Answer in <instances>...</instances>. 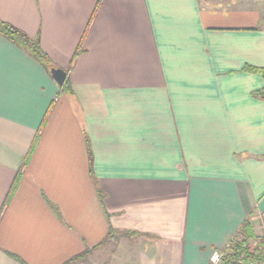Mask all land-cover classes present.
I'll list each match as a JSON object with an SVG mask.
<instances>
[{"label": "crops", "instance_id": "crops-1", "mask_svg": "<svg viewBox=\"0 0 264 264\" xmlns=\"http://www.w3.org/2000/svg\"><path fill=\"white\" fill-rule=\"evenodd\" d=\"M0 21L68 82L0 34V264H211L264 226V0H0Z\"/></svg>", "mask_w": 264, "mask_h": 264}, {"label": "trees", "instance_id": "trees-1", "mask_svg": "<svg viewBox=\"0 0 264 264\" xmlns=\"http://www.w3.org/2000/svg\"><path fill=\"white\" fill-rule=\"evenodd\" d=\"M0 34L9 42L13 43L15 46L23 50L36 62L41 64L47 71H49L52 68H57L50 62L47 56L42 52L37 40L29 39L27 36L23 35L12 26L1 21H0ZM80 47H82V43L79 44V48ZM248 70L251 71V69ZM253 70L257 71L263 79V86L256 93V96H258L261 99H264V69L259 68ZM67 87H68V82L65 81L64 86L61 90H67ZM33 148H34V144L31 146L30 151L28 152L26 158H28L30 153L33 151ZM49 205L51 206L53 211L58 215L56 208L51 204ZM112 233L113 232L109 230L108 235ZM236 236L240 238V242L234 243V247L229 251L223 252V256L220 264H252V262L262 261L263 255L259 250V248L264 243L263 241L264 239L260 237H256L255 233L252 230V226L248 221L242 224ZM250 240H257L258 242L257 247L250 249L247 244ZM99 245H102V243ZM89 253L90 251L86 250L83 254H80L78 256L69 259L64 264H74L77 261L85 260Z\"/></svg>", "mask_w": 264, "mask_h": 264}, {"label": "built area", "instance_id": "built-area-1", "mask_svg": "<svg viewBox=\"0 0 264 264\" xmlns=\"http://www.w3.org/2000/svg\"><path fill=\"white\" fill-rule=\"evenodd\" d=\"M255 235H256V237H260V238L264 239V226L258 228V231L255 233ZM237 242H240V238L235 235L227 242L223 251H225V250L228 251V250L232 249L234 247V243H237ZM247 244H248L250 249H253V248L257 247L258 242H256V240H250ZM259 250L261 251V253L263 255V259L260 262H252V264H264V243L259 248ZM222 256H223V252L214 251L210 257V263L211 264H220Z\"/></svg>", "mask_w": 264, "mask_h": 264}, {"label": "water", "instance_id": "water-1", "mask_svg": "<svg viewBox=\"0 0 264 264\" xmlns=\"http://www.w3.org/2000/svg\"><path fill=\"white\" fill-rule=\"evenodd\" d=\"M50 76L53 79V81L55 82V84L61 88L64 83H65V79H66V73L65 71L59 69V68H52L49 70Z\"/></svg>", "mask_w": 264, "mask_h": 264}, {"label": "rangeland", "instance_id": "rangeland-1", "mask_svg": "<svg viewBox=\"0 0 264 264\" xmlns=\"http://www.w3.org/2000/svg\"><path fill=\"white\" fill-rule=\"evenodd\" d=\"M256 242H257V240H256ZM223 250H224V249H223ZM223 250H222V251H220V252H225V251H226V250H225V251H223ZM228 251H229V250H228Z\"/></svg>", "mask_w": 264, "mask_h": 264}]
</instances>
